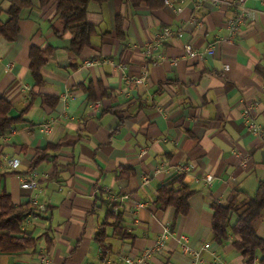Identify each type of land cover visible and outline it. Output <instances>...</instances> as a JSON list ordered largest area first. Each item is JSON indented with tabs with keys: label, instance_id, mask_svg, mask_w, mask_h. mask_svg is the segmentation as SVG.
<instances>
[{
	"label": "crops",
	"instance_id": "1",
	"mask_svg": "<svg viewBox=\"0 0 264 264\" xmlns=\"http://www.w3.org/2000/svg\"><path fill=\"white\" fill-rule=\"evenodd\" d=\"M31 1L20 15L18 40L0 37V97L11 104L12 117L21 116L0 134V194L6 190L15 203L31 202L47 212L30 215L22 227L37 246L0 251V264H44L47 254L51 264H125V257L140 255L165 228L171 232L166 248L148 264H189L180 235L197 249L210 243L206 258L214 251L229 264H245L233 248L236 236L213 241L211 206L226 204L234 191L253 195L264 181V3L248 0L252 19L223 41L229 13L210 4L91 2L88 20L97 33L93 45L76 56L69 49L71 36L59 37L53 29L55 2ZM11 2L0 0V22L8 21ZM118 16L124 37L117 34ZM166 27L182 28L184 35L153 50L163 59L151 64L149 44ZM188 40L199 51L215 45V54L188 58ZM33 46L55 49L42 70V87L31 75ZM255 103L251 121L259 126L257 134L242 116ZM49 144L60 150L29 172L36 150ZM12 159L21 161L18 168L8 165ZM177 165L188 169L179 172ZM123 168L134 175L121 177ZM179 173L194 194L190 212L173 225V208H159L156 199L159 188ZM207 175L214 177L211 186ZM32 176L38 188L22 189ZM144 176L149 183L143 184ZM101 196H115L114 211L123 218L121 230L107 228L105 254L95 240L107 213ZM256 231L264 238V218Z\"/></svg>",
	"mask_w": 264,
	"mask_h": 264
},
{
	"label": "trees",
	"instance_id": "2",
	"mask_svg": "<svg viewBox=\"0 0 264 264\" xmlns=\"http://www.w3.org/2000/svg\"><path fill=\"white\" fill-rule=\"evenodd\" d=\"M54 1L56 4V21L53 24L55 34L62 37L71 36L70 51L76 56L80 55L87 47L92 46V38L97 33L95 24L88 20L89 5L91 2L103 4L109 0H41V4ZM143 1L152 8L165 6L164 0H132ZM31 0H12L8 10L9 19L0 22V37L8 42H16L20 36L19 19L22 11L31 7ZM117 34L124 37L123 20L117 17ZM53 47L42 50L33 46L30 49V70L37 87H42L45 80L42 74L48 57L54 53ZM46 99V98H45ZM93 100L94 97L90 96ZM12 106L3 97H0V134L11 130L20 120L19 117L10 115ZM60 150V146L49 144L46 148L37 149L31 160L29 172H33L45 162L52 161L53 153ZM126 171L129 173L126 175ZM134 172L129 168H123L121 177H131ZM194 191L185 184L182 174L175 175L165 182L158 191L156 205L159 208L172 207L174 210V223L179 216H186L190 210L189 200ZM241 196V197H240ZM102 201L107 203L106 220L99 226L95 240L100 245L103 253H106L107 228L114 226L115 230H121L123 218L121 212L114 211L118 203L109 199ZM214 217L212 220L213 241L221 244L231 234L236 236L233 241L234 250L242 256L245 264H264V238L256 231V224L264 218V181L258 184L253 195L240 191H234L226 204L214 202L212 204ZM47 209L28 202L17 204L12 195L6 190L0 194V251L13 253L25 251L37 246V238L23 230V225L30 215H41ZM235 218L232 221V218ZM113 218V222L109 219ZM47 251L52 249L48 238Z\"/></svg>",
	"mask_w": 264,
	"mask_h": 264
},
{
	"label": "built area",
	"instance_id": "3",
	"mask_svg": "<svg viewBox=\"0 0 264 264\" xmlns=\"http://www.w3.org/2000/svg\"><path fill=\"white\" fill-rule=\"evenodd\" d=\"M192 2L197 5H204V4H210L216 7H219L229 13V16L225 20V28L227 31V36L224 38L223 41H231L237 34L239 27L244 24L247 20L252 19L253 13L247 8L246 2L248 0H164L165 5L167 6H174L177 2ZM261 3H264V0H258ZM176 11L178 13H181L183 11V6H179L176 8ZM201 24V23H200ZM184 35V31L182 28H178L176 30L172 28H163L160 30V32L157 34L155 40L149 44L148 48V62L151 64H157V62L161 59H163L162 55H155L153 54V50L157 49L159 45L163 44V42L170 38H182ZM221 42V41H219ZM184 47L186 50L187 57L190 59L195 58H202L206 54L214 55L215 54V45H212L208 47L205 51H199L197 50L193 44L188 40L184 42ZM120 68V66H119ZM143 78L135 80L137 83L142 82ZM253 105L243 108L242 110V116L245 120L246 126L249 130L252 131V133H259V126L255 125L251 121V115H252V109ZM145 154V151H143L140 155L143 156ZM21 164V161L19 159H12L8 161V165L14 169L18 168ZM176 170L179 172L186 171L188 169V166L183 165H177L175 167ZM160 172V170H158ZM181 174V173H179ZM205 183L209 186L212 185L214 181V177L212 175H207L205 178ZM149 183V176L143 177V184ZM39 186V183L36 178L33 176L25 180L21 184V188L28 191H34ZM113 201H116L115 196H111ZM142 207V205H139ZM41 210H44L45 208L43 206H40ZM27 221V219H26ZM170 230L169 228H165L164 232L161 234V236L151 245L147 246L144 251L138 255H129L125 257V264H148L149 260L158 252L164 250L167 245V241L170 237ZM179 242L182 249L183 254L189 256L190 263L189 264H229L224 259L221 258L219 254L212 251L211 252V258H206L203 255V251L210 250L211 244L205 243L203 245L202 249H197L193 247L190 244L189 238L186 235H180L179 236ZM44 264H51V260L49 255H45L43 259Z\"/></svg>",
	"mask_w": 264,
	"mask_h": 264
},
{
	"label": "rangeland",
	"instance_id": "4",
	"mask_svg": "<svg viewBox=\"0 0 264 264\" xmlns=\"http://www.w3.org/2000/svg\"><path fill=\"white\" fill-rule=\"evenodd\" d=\"M92 5H96V6H98V3H93Z\"/></svg>",
	"mask_w": 264,
	"mask_h": 264
}]
</instances>
